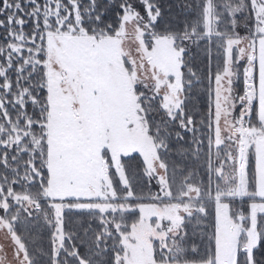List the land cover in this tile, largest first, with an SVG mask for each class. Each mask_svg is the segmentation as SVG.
Returning <instances> with one entry per match:
<instances>
[{"label": "snow or ice", "instance_id": "1", "mask_svg": "<svg viewBox=\"0 0 264 264\" xmlns=\"http://www.w3.org/2000/svg\"><path fill=\"white\" fill-rule=\"evenodd\" d=\"M172 7L0 0V264H264V0Z\"/></svg>", "mask_w": 264, "mask_h": 264}, {"label": "trees", "instance_id": "2", "mask_svg": "<svg viewBox=\"0 0 264 264\" xmlns=\"http://www.w3.org/2000/svg\"><path fill=\"white\" fill-rule=\"evenodd\" d=\"M182 2V0H164V3L171 4L173 7L171 9V12L176 16L177 20H183V14L180 12V10L176 7V4ZM167 11V8H166Z\"/></svg>", "mask_w": 264, "mask_h": 264}]
</instances>
